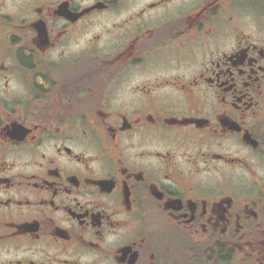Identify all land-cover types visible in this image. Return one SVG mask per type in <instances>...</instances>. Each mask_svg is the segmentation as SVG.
Returning <instances> with one entry per match:
<instances>
[{"label": "flooded vegetation", "instance_id": "af4514ba", "mask_svg": "<svg viewBox=\"0 0 264 264\" xmlns=\"http://www.w3.org/2000/svg\"><path fill=\"white\" fill-rule=\"evenodd\" d=\"M0 264H264V0H0Z\"/></svg>", "mask_w": 264, "mask_h": 264}]
</instances>
